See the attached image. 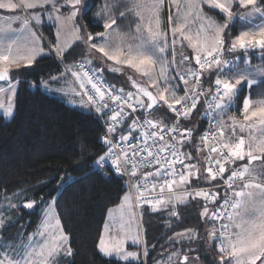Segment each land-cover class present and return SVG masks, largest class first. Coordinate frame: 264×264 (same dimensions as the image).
I'll use <instances>...</instances> for the list:
<instances>
[{
  "label": "snow or ice",
  "instance_id": "1",
  "mask_svg": "<svg viewBox=\"0 0 264 264\" xmlns=\"http://www.w3.org/2000/svg\"><path fill=\"white\" fill-rule=\"evenodd\" d=\"M164 4L165 0H151V3L130 0L129 4L124 5L125 11H121L119 15L125 17L133 14L137 17L134 35L139 38L138 43L126 42L117 28L113 27L117 25V17L107 0L97 13L104 19V31L94 35L91 32L85 33L84 42L89 49L101 53L105 63L112 61L108 70L126 75L134 91L108 84L103 76V67L92 66L90 59L66 69L81 89L80 92L72 89L74 95L87 96V103L81 100V105L93 107L100 114V119L106 118L107 129L103 143L107 145V149L105 154L96 159V165L108 166L109 171L127 173L131 177H136L141 172L142 182L138 180L132 184L136 189V204L140 206L142 202L149 203L153 211L159 210L160 205L171 203V197L150 199L145 195L146 192L150 193L159 187L161 193L165 188L172 193L173 186L188 184L190 177L215 181L207 189L197 184L191 191L186 190L184 196H176L175 199L184 203L189 195L193 199L199 197L205 201L201 215L207 217L209 222H221L218 225L214 223L209 233V238L217 242L220 264H264V184L250 182L256 176L255 169L251 167L252 162L264 158V100L253 103L248 96L240 100L244 87L251 89L254 84L264 83V80L255 78L264 77V67H257L254 72L250 70V58L247 55L255 49L264 53V19L258 24L253 23L257 14L264 18V0H184L183 11L178 0H170V5L177 7L175 22L173 16L168 18L171 41L168 33L161 29L160 14ZM205 6L221 15L225 23L219 24L207 15ZM91 7L92 3L82 5V0H19L18 3L14 0H0V10L7 12H16L17 9L40 10L39 13L26 12L24 19L12 17L22 25L20 36L14 39L0 37V82H7L8 90L14 93L11 70L22 65L31 66L38 56L44 54L43 47L36 43L38 37L31 31L30 21L41 24L44 14H47V19L57 26L58 37L59 27L70 22L76 38L80 39L85 25L79 24L77 17L83 19ZM234 8L246 11L238 12ZM145 12L148 13L147 17ZM236 17L251 26L233 36L226 48L225 31L230 23L234 24ZM113 32H117L121 41L119 44H112ZM184 41L192 49L191 56L184 54L183 47L177 51V44L183 46ZM54 47L56 55L62 57L64 50L58 44ZM225 51L239 52L242 55L227 59ZM241 63L245 65L244 71L238 70ZM125 69L137 74L143 82L135 79ZM205 73L215 77L214 81L208 80L211 85L208 89L203 86ZM181 89L183 95L179 94ZM3 91L0 88V92ZM202 97L207 105L203 116L208 120L210 130L200 137L203 147H193L197 152L207 151V175L200 172L196 163H185V160L191 161L193 157L191 153L181 151L191 140L192 129L182 127L180 121L190 118ZM234 100H240L237 106L239 116L230 115L226 121L224 117L233 111ZM164 106L175 114L174 118H169L170 126L169 123L152 118ZM127 109H131V112ZM135 113L139 115H133ZM13 115L14 109L9 104L3 110V116L11 118ZM213 128L215 131H211ZM257 129L259 137L252 135V130ZM245 132H248L247 139L241 135ZM117 148L119 152L116 151ZM237 161L244 163L228 167L235 165ZM177 164L181 165L179 171ZM145 168L153 171L143 172ZM226 172L229 173L227 176ZM151 177H155L156 181L153 182ZM245 177L250 180L246 181ZM238 182L242 187L238 186ZM220 188L224 189L223 195ZM245 189H258L260 200L254 199L255 192ZM131 199V196H125L126 202ZM55 203L56 198H53L47 205L48 210L41 227L34 234V237L38 236L40 239L29 238V243L23 245L22 250L15 255H10L11 249L0 248V264H59L60 257L74 255L69 236L52 212ZM34 204V201L25 202L22 207L32 209ZM209 205H212L211 209ZM10 207L19 206L10 204ZM168 210L172 216L178 217L175 206ZM250 212L255 213L254 218L245 215ZM236 216L240 217L239 221L235 220ZM2 227L3 218H0V228ZM233 228L236 230L233 231ZM109 230L110 226L106 224L105 231ZM121 230H124L123 224ZM185 235L191 240L192 230L177 233L176 236L181 239L174 242L183 243ZM129 238L134 244L140 243L139 235H130V229L119 238L113 236L106 240L101 236L99 251L106 257H116L125 262L136 260L138 253L125 249V241ZM188 261V255L184 254L182 264H188ZM68 264L72 262L69 261Z\"/></svg>",
  "mask_w": 264,
  "mask_h": 264
},
{
  "label": "trees",
  "instance_id": "2",
  "mask_svg": "<svg viewBox=\"0 0 264 264\" xmlns=\"http://www.w3.org/2000/svg\"><path fill=\"white\" fill-rule=\"evenodd\" d=\"M101 1L93 0V7L86 16L77 19L79 24L85 25L93 34L104 30V22L94 15V10L97 14L96 9ZM32 11L40 12L39 9ZM207 12L221 24L225 23V19L217 15L216 11ZM119 16L116 14L117 20ZM32 27L36 28L41 47L46 53L31 66L11 70V80L17 84L15 111L8 120L0 114V218H3L0 236L4 247L17 248L24 245L39 228L47 205L56 198L54 207L63 231L69 236L74 253L61 264H68L69 261L72 264H150L153 261L152 255L154 258L159 256L160 246L172 245L175 248L176 244L181 248L186 247L197 264H220L217 242L209 238L214 222H209L207 217L201 215L205 201L191 196L184 203L175 206L178 217L170 214L168 209L173 207L170 205H160L161 208L157 211H153L151 206H144L146 244L144 243L140 262L122 263L100 254L98 244L107 213L119 205L127 192L120 176L109 171L108 167L99 168L96 165V159L105 154L107 149L103 143V123L105 124L106 118L100 119V114L94 113L89 106L85 107L86 110L79 108L80 106H71L66 99L47 92L43 87L44 84L54 87L56 84L51 83V78L62 72L67 75L69 64L78 66L81 61L87 62L88 50L81 43L75 42L63 52L62 57L57 56L52 52L57 26L44 15L42 23L33 22ZM237 34V25L232 23L225 31L226 48L227 42ZM225 52V58L235 59L242 55L239 52ZM257 52L255 49L247 54L250 65L264 66V55L259 57ZM242 66L243 63L240 64ZM103 76L108 84L125 90L131 89L128 77L122 73L103 68ZM209 79L214 81L215 77L205 78L204 75L205 89L211 87ZM73 85L77 92L81 91L80 86ZM179 94L183 95V92L180 91ZM77 96L86 103L83 95ZM245 96L252 100H264V83H257L251 89L244 87L240 100ZM240 100H236L237 106ZM237 106L230 115H239ZM202 108V103L198 104L190 118L181 122L182 127L193 131L191 140L181 151L191 153L193 159L185 161L196 163L200 172L207 175L204 151L197 152L193 147H202ZM170 117L174 118L173 113L164 106L152 118L170 124ZM210 183L213 184V181L198 180L195 177L191 179L190 186L193 188L199 184L200 187H206ZM182 191L184 189L168 198L176 194L184 195ZM219 191L223 195V191ZM32 201L35 202L32 209L22 207L25 202ZM10 204L19 207L12 208ZM189 229L192 230L191 240L185 235L187 241L183 239V243L168 242L174 233H185ZM147 247L151 253L149 255L145 254Z\"/></svg>",
  "mask_w": 264,
  "mask_h": 264
},
{
  "label": "rangeland",
  "instance_id": "3",
  "mask_svg": "<svg viewBox=\"0 0 264 264\" xmlns=\"http://www.w3.org/2000/svg\"><path fill=\"white\" fill-rule=\"evenodd\" d=\"M14 2H15V0H14ZM92 2H93V0H82V5L92 3ZM105 2H106V0H102L98 4L97 9H96L97 13L100 11L101 7L105 4ZM144 2L145 3H151V0H144ZM107 3L113 9V14L116 16V14L118 15L121 11H125L124 5L129 4L130 0H107ZM178 3L181 4V11H183L184 10V8H183L184 0H178ZM204 10H205V13L207 15L211 16L217 23L221 24L213 15H210V13L207 12V11H209L207 6H205ZM0 11L2 12L4 10H0ZM211 11H215V10H211ZM234 11L244 12L246 10L234 8ZM28 12H35V11L28 10ZM6 13H10V12L6 11ZM44 15H47V14H44ZM94 15L96 16V18L98 17L100 20H102L104 22V19L102 18V16L100 17L99 15H97L95 10H94ZM144 15L147 17L148 13L145 12ZM170 15L173 16V18H174L173 22H175V17L177 15V7H176V5H170V0H165L164 8L160 14V18L162 21L161 29L168 33L169 41H171V39H172L171 25L169 24V19H168ZM78 17H77V19H78ZM96 18L93 16V19L95 21H96ZM262 19H264V18H261L257 14L253 18V22L262 21ZM136 20H137V17L133 14H127L125 17L119 16V18L117 20V25L113 26L114 28H117V32L120 34V36H123L125 38L126 42H131V43H138L139 42V38L135 37V35H134L135 34V28H136ZM236 25H237L238 33H239V31L247 29L250 27L249 24L247 25L241 21L236 23ZM231 26H232V23L229 24V27H231ZM192 27L195 28V25H192ZM59 30H60L59 37L56 36V40H55L54 45L58 44L61 49L65 50V48L70 46L71 42H73V39L75 38L76 43H81L88 50V53L86 55V59L87 60L90 59L92 61L93 66L99 67V64H100L103 68L108 69V65L113 63L112 61H107L105 63V58L102 57L101 53L95 52V50H93V49H89L88 44L84 42L86 40L85 33L90 32L88 29H86V28L82 29V31L80 33V37H81L80 39L76 38V34L74 33L73 26L70 22L64 23L62 26L59 27ZM117 32L112 33L111 42L113 45L119 44L121 42L117 36ZM146 35H147V33H145V36ZM97 39H100V38H97ZM54 45H52V47H53L52 52H54L56 54V49H55ZM176 47H177L178 52L180 51L181 47H183V52L188 54L189 56H191L192 49L188 46L187 41H184L183 46H181V44L178 43ZM260 54H262V56L264 55L261 52L257 53V55H259V57H262V56H260ZM169 59H171L170 55H169ZM262 67H264V66H262ZM249 68L253 72L256 69V68H254V66H251V65L249 66ZM238 70L244 71L245 66L243 68L240 67ZM125 71L132 74L135 79L143 82L142 78H140L135 73H131V70L125 69ZM117 73L121 74L120 72H117ZM57 77L59 79V84L61 85L60 90H64L65 93L72 92V89H74L75 86L71 83V81L68 79V77L66 75L64 76V74H62V73L59 74ZM255 78L258 80H264V77H261V76H256ZM254 85H256V84H254ZM128 90L134 91V89H128ZM150 90L155 91V89H151V88H150ZM252 101H253V103H255V102L261 101V100H252ZM9 104L12 105V107L15 111V97H14V95L11 96V95H9L8 92H7V94H5L3 92L2 96H0V106H2V108H0V114L3 115V110L6 109L9 106ZM78 105L80 106L79 108L86 110L85 106L81 105V101L78 102ZM236 106H237V102H236V100H234L232 108L235 109ZM233 115H236V114L233 113ZM228 116H230V113L224 117V119L226 121H228ZM237 116H239V115H237ZM240 118L242 119V117H240ZM5 119L8 120L10 118H5ZM229 123H230V121H229ZM241 135H244L245 138L247 139L248 132L242 133ZM252 135L259 137L260 133H259L258 129L252 130ZM257 155H259V154H257ZM240 163L242 164L244 162L240 161ZM251 167L253 169H255L256 176H255V179H252V180H250V178L248 177L249 178L248 181L250 180V182H252V183H261V184L264 183V161H262V159L260 161H254L252 163ZM253 180L255 182H253ZM174 187H176V186H173V190H175ZM240 187H241V185H240ZM182 189H184V191H182L184 193L186 190L187 191L192 190L191 186L188 184L184 185V187ZM249 191H257V189H252ZM126 195L131 196V194L129 192H125V194H124L123 198L121 199L119 205H117L116 207H114L108 211L107 216H106V220L104 223L103 232H102L101 236H103L106 240L109 239L110 237H113V236L119 238L120 236L124 235V232H127L130 229V235H137V234L139 235L140 243L134 244L133 241L131 240V238H129L125 241V249L127 251L137 252L138 253V259H136V260L130 259L128 262H125V261L117 259L116 257H106L103 253H101L100 251L99 252L105 258L115 259V260H118L122 263H135V262L137 263V262L141 261V252L143 251V246L146 244L145 226H144V220H143L146 211H145L144 207H141L140 209L136 210L133 203H132V199H131V201H128V202L125 201ZM177 195L180 196L181 194H176L173 197H171L172 202L167 204L166 206H168V205L176 206L178 204L177 200L175 199V197ZM182 196H184V195H182ZM189 196L186 197V200L188 199ZM165 199H168V198H165ZM254 199L259 201L260 196L255 195ZM51 201H50V203H51ZM158 208H161V206H159ZM47 210L48 209L46 208L45 212ZM237 211H239V210H237ZM45 212L43 214L42 221L44 220ZM52 212L54 213V215L56 217H58L56 209L54 206H53ZM245 215L249 218H254L255 213L250 212V213L245 214ZM121 217H122V220H121ZM235 220L239 221L240 218L235 217ZM42 221H41L37 231L40 229ZM228 223H231V222L228 221ZM106 224H108L110 226V230L107 232L105 231V225ZM121 224H123V229H124L123 231L121 230ZM233 229H235V228H233ZM0 230H1V228H0ZM37 231L35 233H37ZM35 233H33L29 238L34 237ZM176 234L177 233H174L170 237L168 242L178 243V242H174V241L180 240L181 237H177ZM34 238L40 239V237H38V236H35ZM183 239L185 241H187L186 237H183ZM28 243H29V239L26 241V243L24 245H26ZM5 247H4V244L1 242V236H0V248H5ZM22 247H23V245L22 246L19 245L17 248H12V247L7 246L6 249H11L10 255H15L17 252H20L22 250ZM159 251H160V253H159L158 257L154 258V255H152L153 261L150 264H182L181 261L183 260L184 254H187L189 257L188 264H197L195 262V259L190 254H188V249L186 247L181 248L177 244H176L175 248L172 247V245L160 246ZM174 253H179V255H173ZM149 254H151V253L147 247L146 255H149ZM169 257H171V260L169 259ZM68 259H69V257H60L59 258V264H61L64 261L66 262V260H68ZM257 264H259V262Z\"/></svg>",
  "mask_w": 264,
  "mask_h": 264
},
{
  "label": "crops",
  "instance_id": "4",
  "mask_svg": "<svg viewBox=\"0 0 264 264\" xmlns=\"http://www.w3.org/2000/svg\"><path fill=\"white\" fill-rule=\"evenodd\" d=\"M15 2H19V0H15ZM28 10H24V9H17V11L16 12H10V13H6V11H0V37H4L6 34V36H8V37H11V38H16L17 36H20L21 35V28H22V25H21V23H20V21L19 20H13L12 19V17H15V16H19L21 19H24V18H26V13L25 12H27ZM239 21H241L240 19H239V17H236L235 18V22L234 23H237V22H239ZM241 22H243V23H245V24H247L248 25V23H246V22H244V21H241ZM261 21H255V22H253V23H256V24H258V23H260ZM32 21H30V25H31V31H33V32H35V34H36V36L38 37V40L36 41V43L41 47V39H40V37H39V35H38V33L35 31V29L32 27ZM251 26V25H250ZM34 29V30H33ZM76 42V40H75V38L73 39V42H71V44H70V46L73 44V43H75ZM70 46H68L67 48H65V50L64 51H66ZM63 51V52H64ZM257 53H260L261 51L259 50V49H257ZM45 53H46V50L44 49V54L43 55H45ZM256 53V54H257ZM185 55H188V54H186V53H184ZM264 54V53H263ZM43 55H40V56H38L37 57V59H39L40 57H42ZM259 56V55H258ZM260 56H262V54H260ZM178 58H179V56H178ZM23 66V65H22ZM71 66H76L75 64L73 65V64H69L68 65V67H71ZM245 66V65H244ZM244 66H242L241 68H243ZM250 66V65H249ZM251 66H254V68H257V67H260V66H255V65H251ZM67 67V68H68ZM262 67V66H261ZM13 69H15V68H13ZM12 69V70H13ZM62 74H64V76L66 75V73L65 72H62ZM70 75V76H69ZM67 77H68V79L71 81V83L72 84H75V85H77V86H79V83L78 84H76L77 82H75L76 80H75V78L74 77H72V75H71V73H69V72H67V75H66ZM207 76H209L208 75V73H205V78L207 77ZM58 78V77H57ZM51 81V83H53V84H56L54 87H51V85H49V86H47V87H45L44 85H43V87L46 89V91L47 92H51V93H55V94H57L58 96H61L62 98H64V99H66V102L67 103H69L71 106H76V107H79V105H78V102L79 101H81L82 99L80 98V97H78L77 95H74V93H73V91L72 92H69V93H65V91L64 90H60L61 88H60V84H59V79H57V80H50ZM14 84H15V92L13 93V92H11V91H9L8 90V84L7 83H0V88H3L4 89V93L5 94H7V92L9 93V95H11V96H15V93H16V89H17V84L15 83V82H13ZM57 87V88H56ZM74 89H75V87H74ZM3 92H0V96H2V93ZM72 99H71V98ZM70 98V99H69ZM254 100V99H253ZM255 100H258V99H255ZM261 159H259V160H254V161H260ZM253 161V162H254ZM262 161H264V158H262ZM239 162V164H241L240 163V161H238ZM252 162V163H253ZM193 178H195V177H190L189 178V182H188V185H190V182H191V179H193ZM246 178H248V177H246ZM249 179V178H248ZM248 181V180H247ZM253 182H255L254 180H253ZM262 184H264V183H262ZM241 185V187H242V184H238V186H240ZM184 186H176V187H174L175 188V190H173V191H179V190H182V188H183ZM179 189V190H178ZM249 190H252V189H245V191H249ZM253 192H255L256 193V196H259V190L257 189V191H253ZM178 193V192H177ZM174 196V195H173ZM177 196H179V195H177ZM180 196H182V194L180 195ZM257 201V200H256ZM177 203L179 204L180 202L179 201H177ZM236 217H239V216H236ZM240 218V217H239ZM233 231H235V229H233ZM258 263V262H257Z\"/></svg>",
  "mask_w": 264,
  "mask_h": 264
},
{
  "label": "built area",
  "instance_id": "5",
  "mask_svg": "<svg viewBox=\"0 0 264 264\" xmlns=\"http://www.w3.org/2000/svg\"><path fill=\"white\" fill-rule=\"evenodd\" d=\"M225 53H226V52H225ZM227 59H232V58H227ZM89 88H90V86H89ZM183 94H184V93H183ZM83 96H84V95H83ZM84 98H85V101H86V103H87V96H84ZM200 103H202V107H203V108H202L201 119L203 120V123H204V129H203V132H202L201 135H200V137H201L202 135H204L205 132L209 131L210 128H209L208 120H207L206 118H204V116H203L204 111L207 109V105L204 104V98H203V97L201 98V102H200ZM89 107L92 109V111H93L94 113H97L93 107H91V106H89ZM127 111H128V112H131V109H127ZM172 113H173V112H172ZM133 115H139V113H135V114H133ZM173 116H175L174 113H173ZM154 120H155V119H154ZM183 120H184V119H181L180 123H181ZM103 125H104V132H105V134H106L107 125H106V123H105V124L103 123ZM169 126H170V124H169ZM211 131H215V129L213 128V129H211ZM192 133H193V131H192ZM200 141H201V139H200ZM201 143H202V141H201ZM202 147H203V144H202ZM116 151L119 152V149L117 148ZM207 155H208L207 151L204 150V160H205V162H206L205 157H206ZM213 155H215V154H213ZM185 163H187V162L185 161ZM109 165H110V162H109ZM237 165H239L238 162H236L235 165H229L228 167H236ZM208 166H209V165H208L207 162H206V168H207ZM105 167H108V166H105ZM99 168H103V167H99ZM176 168H177L178 171L181 170V165L177 164V165H176ZM142 171H143V172H149V171H153V169H151V168H145V169H143ZM112 172L115 173L116 175H118V176H120V177L122 178L123 186L126 187L127 189H129V188L132 186L133 182H135V181L140 180V181L142 182V173H141V172H138V174H137L136 177H131V176H130L129 174H127V173H124V174H118V173H116L115 171H112ZM228 174H229V173L226 172V173H225V176H227ZM150 179H151L153 182L156 181V178H155V177H151ZM169 179H170V178H169ZM178 179H179V177H178V175H177V180H178ZM245 180L247 181L248 178L245 177ZM214 183H215V181H213V184H214ZM221 183H223V182H221ZM238 184H240V182H238ZM208 187H209V186H206V187H203V188L207 189ZM220 189L224 192V189H223V188H220ZM174 192H175V191H172V193H169V192H167V189L165 188L164 192L161 193L159 187H157L154 191H151L150 193H147V192H146L145 195L148 196L150 199H154V198L165 199V198H168L169 195H172ZM130 194H131V197H132L133 202H134V204H135L136 207L150 206L149 203H143V202L141 203L140 206H137V204H136V199H135V197H136V189H135V188L133 189L132 192H130ZM229 211L231 212L232 210L229 209ZM223 222H224V223H227L228 221H223ZM214 223L218 225V224L221 223V222H214Z\"/></svg>",
  "mask_w": 264,
  "mask_h": 264
},
{
  "label": "bare ground",
  "instance_id": "6",
  "mask_svg": "<svg viewBox=\"0 0 264 264\" xmlns=\"http://www.w3.org/2000/svg\"><path fill=\"white\" fill-rule=\"evenodd\" d=\"M181 91L183 92V90L181 89ZM103 131H104V129H103ZM104 136H105V132H104ZM123 188H125V190L127 191V192H132L133 191V189H134V187H130L129 189H127L126 187H124L123 186ZM132 203H133V205H134V207H135V209L137 208L136 206H135V204H134V202H133V199H132Z\"/></svg>",
  "mask_w": 264,
  "mask_h": 264
},
{
  "label": "water",
  "instance_id": "7",
  "mask_svg": "<svg viewBox=\"0 0 264 264\" xmlns=\"http://www.w3.org/2000/svg\"><path fill=\"white\" fill-rule=\"evenodd\" d=\"M0 83H6V82H0ZM107 146V145H106ZM259 160V159H258ZM183 261V260H182Z\"/></svg>",
  "mask_w": 264,
  "mask_h": 264
}]
</instances>
